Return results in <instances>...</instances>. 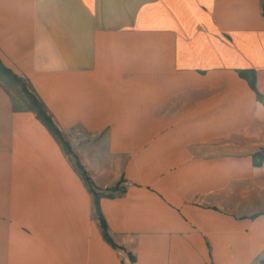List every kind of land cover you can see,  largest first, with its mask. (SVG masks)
Instances as JSON below:
<instances>
[{
  "label": "crops",
  "instance_id": "1",
  "mask_svg": "<svg viewBox=\"0 0 264 264\" xmlns=\"http://www.w3.org/2000/svg\"><path fill=\"white\" fill-rule=\"evenodd\" d=\"M263 9L0 0V264H264Z\"/></svg>",
  "mask_w": 264,
  "mask_h": 264
},
{
  "label": "trees",
  "instance_id": "2",
  "mask_svg": "<svg viewBox=\"0 0 264 264\" xmlns=\"http://www.w3.org/2000/svg\"><path fill=\"white\" fill-rule=\"evenodd\" d=\"M263 13H264V9H263ZM0 74L3 77L6 78V80H7V82L9 84H11L13 87H17V88L20 89V93L23 95V97H24V99L26 101L27 107L34 112L36 118L42 124H44V126L48 129V131L61 142L63 150L65 152L69 153L70 155L74 156L71 153V151L69 150V147L66 144V142L63 141L61 132L58 130V128L54 124L50 114L46 111L45 107L36 98V96L30 94L27 91L24 82H22V80H20V78H18L14 74H12L9 70L5 69L1 64H0ZM249 83H250L251 86H253V79H250ZM76 164H77V162H76ZM255 164L257 165V164H259V162L255 161ZM82 176H83V179H84L87 187L89 188L90 192L93 195V200H94V204H95V210H96V213H97V216H98V221H99V224H100V228L102 230L103 238H104V240L106 242H108L111 245H113L111 240H110V238L108 237L107 227H106V224H105V221H104L103 217L101 216V213H100V210H99V207H98V199L101 196L112 197L114 195V193L117 192L119 189L116 187V188L112 189L110 192H107L106 194H99V193L96 192L94 186L91 183L90 178L88 177V175L83 170H82Z\"/></svg>",
  "mask_w": 264,
  "mask_h": 264
},
{
  "label": "rangeland",
  "instance_id": "3",
  "mask_svg": "<svg viewBox=\"0 0 264 264\" xmlns=\"http://www.w3.org/2000/svg\"><path fill=\"white\" fill-rule=\"evenodd\" d=\"M0 80L4 83V85L7 87V89L9 90V92H10V94H11V96H12V98H13V100H14V103L16 104V105H20L21 103V99H24V97H23V95L20 93V89L19 88H17V87H13L11 84H9L8 82H7V80H6V78L5 77H3L1 74H0ZM21 80V79H20ZM23 82V81H22ZM25 84V83H24ZM25 86H26V89H27V91L30 93V94H32V95H34L31 91H30V89L28 88V86L25 84ZM35 96V95H34ZM25 100V99H24ZM26 102V101H25ZM73 133V132H72ZM76 133V132H75ZM73 136H75V135H71V133L69 134V138H70V140H71V142H73V140H72V138H73ZM63 141L64 142H66V144L68 145V147H69V150L71 149V143H70V140H69V138L68 137H66V135H64L63 137ZM73 145L74 146H76L77 144H74L73 143ZM75 149V148H74ZM71 151V150H70ZM65 152V151H64ZM67 155H69L71 158H74L75 159V156H72V155H70L69 153H67V152H65ZM71 153H72V151H71ZM73 154V153H72ZM76 161V160H75Z\"/></svg>",
  "mask_w": 264,
  "mask_h": 264
},
{
  "label": "built area",
  "instance_id": "4",
  "mask_svg": "<svg viewBox=\"0 0 264 264\" xmlns=\"http://www.w3.org/2000/svg\"><path fill=\"white\" fill-rule=\"evenodd\" d=\"M130 186H131L130 182H128V181H124V182L122 183V185H121V188H122V189H126V188H128V187H130ZM118 256H121V252H118Z\"/></svg>",
  "mask_w": 264,
  "mask_h": 264
},
{
  "label": "bare ground",
  "instance_id": "5",
  "mask_svg": "<svg viewBox=\"0 0 264 264\" xmlns=\"http://www.w3.org/2000/svg\"><path fill=\"white\" fill-rule=\"evenodd\" d=\"M71 135H72V134H71ZM72 140H73V143H75V138H74V137L72 138Z\"/></svg>",
  "mask_w": 264,
  "mask_h": 264
}]
</instances>
